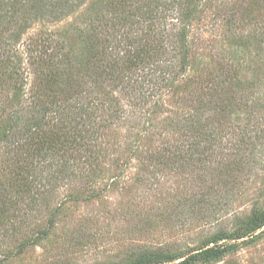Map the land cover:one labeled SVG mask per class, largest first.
<instances>
[{
  "label": "rangeland",
  "instance_id": "obj_1",
  "mask_svg": "<svg viewBox=\"0 0 264 264\" xmlns=\"http://www.w3.org/2000/svg\"><path fill=\"white\" fill-rule=\"evenodd\" d=\"M205 4L207 20L228 18L236 6L235 0H206ZM89 7L87 1L61 21L40 20L32 24L19 41L23 68L29 67V48L32 53L41 37L57 36L82 24V12ZM238 7L243 12L249 9L256 13L259 7L264 11V0H244ZM224 20L214 28L213 22L195 26L192 37L198 43L192 70L189 67L186 74L177 76L173 85L160 83L152 103L155 107L131 112L133 109L125 106L128 100L123 99L125 111L113 123L109 135L102 139L108 152L96 161V169L92 170L91 160L77 158L61 149L55 153L57 160L62 158L72 164L67 178L42 180L43 194L27 195L20 186L21 194L15 187L24 179L13 170L8 171L9 164L1 162L12 157L0 144V211L3 209L5 213L0 212V264H133L136 263L134 256L152 252L175 257L167 264H185L183 261L195 256L208 241L233 246V249L210 261L199 257L187 264H264V227L240 238L252 229L254 217L264 213V139L254 153L246 150V141L241 142L236 136L237 130L231 143L223 131L218 134L221 139L214 149L219 153L224 147L226 154L213 157L207 164H195V161L189 168L179 159L171 169H154L156 163L149 161L160 148L168 146L173 150L172 147L184 146L186 150L193 143L190 134L184 136L175 125L198 110L200 98L204 96L203 102L206 101L205 93L212 88L203 83L213 81L218 74V56L228 65L226 76H233L236 68L233 65L240 64L237 68L242 77H250L249 50L236 47L229 40ZM245 23L241 31L244 34L256 28V23L248 20ZM69 42L77 48L82 46L75 35ZM238 49L242 50L236 52ZM210 53L214 55L210 57ZM236 53H240L238 59H235ZM253 63L251 70H256L258 75L259 62L254 59ZM193 74L195 77L190 79ZM33 75H25L22 112L30 109L28 104L34 100V92L41 93ZM60 87L54 88V98H45L46 101H57L62 106L88 103L84 99L73 101L68 95L64 98L66 87ZM0 96L1 104L12 93ZM252 103V100L242 103L244 112H239L244 114L234 122L238 128L249 126L250 130L264 135V109L258 106L251 112L248 105ZM57 107L53 105L49 119H53ZM224 126L216 125L217 128ZM239 161L244 162V174L235 178V173L227 167L231 169ZM182 165L186 168H180ZM182 199L190 200L183 209L178 208ZM202 199L208 204L201 202ZM216 203L219 207L211 209ZM186 210L190 214L183 216V211L188 213Z\"/></svg>",
  "mask_w": 264,
  "mask_h": 264
},
{
  "label": "trees",
  "instance_id": "obj_2",
  "mask_svg": "<svg viewBox=\"0 0 264 264\" xmlns=\"http://www.w3.org/2000/svg\"><path fill=\"white\" fill-rule=\"evenodd\" d=\"M87 1L90 7L81 16L85 26L82 22L57 36L41 37L33 49L35 51L31 53L29 48V67L23 68L19 41L32 24L40 20L61 21L76 13ZM205 1L0 0V95L12 93L10 99L0 104V144L8 149L13 158L1 162L11 167L5 170H13L24 179L22 183L19 180L21 184L15 187L17 192L23 194L19 190L23 186L27 195L33 192L43 194L45 186L42 180L67 178L72 164L62 158L57 160L55 153L61 149L70 155L75 154L77 158L91 160L92 170L96 169V161L108 152L102 139L109 135V129L125 111L122 101L128 100L125 106L133 109L131 112L148 106L155 107L152 103L160 83L173 85L177 76L186 74L189 67L192 70V63L196 61L194 49L198 43L192 37V32L196 25L206 22H213L214 28L225 19L229 40L236 47L249 50L251 59L247 70L251 75L244 79L237 68L240 67L238 64L233 65L236 66L234 75L226 76L228 65L223 64L218 56V74L213 81L203 83L212 88L205 93L206 101L203 102L204 96L200 98L198 110L183 119V123L178 122L180 126L175 125L184 136L190 134L193 143L186 150L184 146L172 147L173 150L168 146L160 148L153 157L150 156L149 161L156 163L154 169H171L179 159L189 168L193 167L195 161V164H207L213 157L226 154L224 147L220 148L219 153L214 149L220 138L218 134L223 131L224 136L229 138L228 143L234 141V134L238 131L236 136L241 138V142L246 141V150L258 151L257 145L264 135L259 129L260 133L250 130L249 126L238 128L235 122L244 114L239 112H244L242 103L244 105L252 100L253 103L248 105L251 112L258 106L264 109L263 7L258 8V14L249 9L243 12V8L239 9L237 5L244 3V0H235L236 6H233L228 18L207 20ZM245 19L256 23V28L246 34L241 32L242 25L245 26L247 21ZM72 35L82 43L80 49L69 42ZM213 55L210 53V57ZM235 55V59H238L240 53ZM254 59L259 62L261 72L258 75L256 70H251ZM29 73L34 74L35 84L41 93L34 92V100L28 104L30 109L22 112L25 75ZM194 77L193 74L190 79ZM61 85L66 87L64 98L69 96L73 101L84 99L88 103L74 102V105L62 106L57 101H46L45 98H54V88L57 90ZM94 102L96 105H93ZM53 105L58 106L57 112L53 114V119H49ZM248 106H244L246 110ZM56 120V123L52 122ZM217 124L225 126L217 128ZM228 168L235 173V178L244 174L243 161ZM35 201L32 200V203ZM200 201L207 203L206 199ZM39 202L37 200V204ZM189 202L182 199L178 208H185ZM219 205L216 203L211 209ZM186 211L188 213L182 212L183 216L190 214L189 210ZM0 212L5 215L3 209ZM252 225V229L240 238L264 227V213L256 215ZM232 249L233 246L208 241L195 256L185 259L183 263L195 262L199 257L210 261ZM134 257L136 263L133 264H167L175 260V257L159 252Z\"/></svg>",
  "mask_w": 264,
  "mask_h": 264
}]
</instances>
